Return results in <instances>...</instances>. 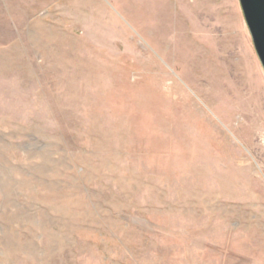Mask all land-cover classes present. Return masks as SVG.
Wrapping results in <instances>:
<instances>
[{
  "label": "rangeland",
  "instance_id": "374dc122",
  "mask_svg": "<svg viewBox=\"0 0 264 264\" xmlns=\"http://www.w3.org/2000/svg\"><path fill=\"white\" fill-rule=\"evenodd\" d=\"M240 114L238 0H0V264H264Z\"/></svg>",
  "mask_w": 264,
  "mask_h": 264
},
{
  "label": "water",
  "instance_id": "95a60500",
  "mask_svg": "<svg viewBox=\"0 0 264 264\" xmlns=\"http://www.w3.org/2000/svg\"><path fill=\"white\" fill-rule=\"evenodd\" d=\"M252 45L264 71V0H238Z\"/></svg>",
  "mask_w": 264,
  "mask_h": 264
},
{
  "label": "bare ground",
  "instance_id": "6f19581e",
  "mask_svg": "<svg viewBox=\"0 0 264 264\" xmlns=\"http://www.w3.org/2000/svg\"><path fill=\"white\" fill-rule=\"evenodd\" d=\"M240 115H242L244 118L240 124L248 125L252 129V132H253V137H254L253 142H255L256 145H261L260 141L262 138H264V132L262 131L261 127L257 125L254 121L247 119L245 114H240Z\"/></svg>",
  "mask_w": 264,
  "mask_h": 264
}]
</instances>
